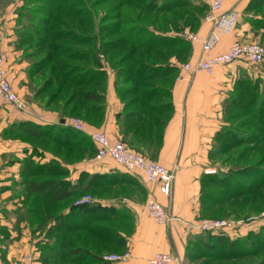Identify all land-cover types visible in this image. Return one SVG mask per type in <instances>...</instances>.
<instances>
[{
    "label": "trees",
    "instance_id": "obj_1",
    "mask_svg": "<svg viewBox=\"0 0 264 264\" xmlns=\"http://www.w3.org/2000/svg\"><path fill=\"white\" fill-rule=\"evenodd\" d=\"M24 1L27 2V5L32 4V6L23 12L25 14L26 11L36 13L31 17L32 20H28L32 26L30 25L26 29H23L22 25L25 18L22 19L19 15L17 23L18 28H21L16 30L17 47L23 48L21 50L25 59L28 57L30 60L42 54L44 56L35 66L33 64L29 66L31 87L33 90L38 87L35 96L42 94L56 80L62 79L61 83L67 85L68 89L75 87L68 103L75 100V96L79 97L84 109L78 110L80 105L76 103L67 114H65L66 111L61 110V118L69 120L68 118L74 117L72 115L81 111L83 120L94 124L102 120L106 107L108 76L106 77V69H103L100 53L107 55L106 52L115 50L117 46L122 47L128 44L125 55L121 58L131 62V65L123 71L127 76L133 78L131 87L122 89L121 84L115 86L123 103L120 119L121 140L131 150L156 160L163 145L165 128L173 110L172 85L180 69V62L187 59L191 49V42L183 35V31L186 29L194 31L198 28L201 20L205 17V11L209 9L208 5L201 0H125L123 4L119 2L116 9L108 7L109 12L104 18L110 19V23L116 27L115 30L123 31L124 35L118 39L119 41L103 42L98 37V27L100 28V26L95 20L90 19L93 14L87 12V6L81 5L77 8L78 4L69 3V0H53L50 2L53 7L49 8L45 6V0H40L43 2L40 3V7L36 0ZM124 4L139 10L136 14L138 18L134 19L139 21L133 23V27L128 29H124L123 25L126 21L125 11L117 10ZM57 9L59 15L56 17L54 11ZM247 11L252 12L250 23L253 30L261 35L260 40L263 39L264 0H252ZM55 22L62 24L63 28L66 27V32L52 27ZM34 23L36 26L33 25ZM90 25L94 27L93 32L90 30ZM107 27L108 25L103 26L106 30ZM64 37L71 44L68 43L65 45L66 47H60L59 44H63V42H58V40ZM97 38L100 41L94 44ZM260 40L248 42L264 45V41ZM241 42L246 43L247 41ZM80 43L89 44V47L79 49L73 46V44ZM71 60H84L85 64H71L69 63ZM29 62L31 63V61ZM40 63L41 65L38 66ZM114 67L117 66L114 65ZM81 70L87 71V74L77 77L75 73ZM117 71V74L121 73V70ZM87 77H89V81L86 80ZM160 79L164 80L167 85L155 83ZM82 82L92 85V87L77 89V86ZM247 84L246 80L239 79L231 98H238L235 91L239 88L246 92ZM61 89L62 85L59 91ZM241 92L239 95L245 93ZM253 92L252 95L256 98L255 90ZM131 94L135 96L133 99L127 101L121 99V97L124 98ZM239 100L245 102L243 97L236 101L239 102ZM228 107L227 103L226 120L229 116ZM258 108L264 111V105L260 104ZM261 123L264 124V119ZM6 133L12 138L24 141L27 139L41 140V142L47 140L54 144L55 148H66L68 151L76 152L79 155L78 159L92 158L98 147L87 132L78 130L68 123L43 125L33 121H22L13 124ZM221 133L217 135L216 142L222 138ZM32 146L33 154L50 151L68 162L74 159L67 154L61 156L53 149H45V146L35 144ZM213 153L216 154L218 151ZM24 169L26 176L21 194L26 195L23 205L25 206L28 201L30 204L26 207V212L22 215L18 213V216L20 220L25 218L26 224L32 231L43 232L47 238L46 243L39 248L42 264H113L104 259V254L122 252L125 247L126 240L121 235L122 231H127L129 228L125 211L96 203L76 205L74 202L79 197L78 195H83L89 189H95L96 192L102 190L101 192H103L104 189L111 187L114 180L123 178L115 179L113 174L109 176L83 172L81 181L70 185L66 181L68 171L58 160L54 159L42 164L32 156L24 159ZM249 173L256 174L257 171L246 170V176H249ZM232 174L230 172L218 175L216 171L204 175L201 189L202 218H211L208 216L212 213L226 214L227 217L241 215L247 211L252 213L247 208L245 195L249 192L258 194L260 189L264 188V177L261 178L259 175L252 177L255 185L247 191H227V193L226 189L229 188V183L233 179ZM207 184L219 185L225 191L221 192V197L215 196L212 190L205 191ZM240 185L234 182L232 190L238 189L241 187ZM27 194L30 195L28 199ZM72 198L74 200L70 201ZM198 233L201 234L195 235L197 234L195 233L188 243L187 258L190 255L189 250L198 243L205 249H213L210 251L212 253L215 246H218L219 257L229 256L228 251L223 253L225 247L237 248L231 243L229 244V239L224 246L223 236L217 235L222 233L229 236V229ZM254 238L257 240L262 236ZM254 238L245 242L257 246L259 241L252 244ZM237 249L240 250V248ZM242 252L240 251L239 254ZM251 252H258V250L256 248ZM254 264H264V258Z\"/></svg>",
    "mask_w": 264,
    "mask_h": 264
},
{
    "label": "crops",
    "instance_id": "obj_2",
    "mask_svg": "<svg viewBox=\"0 0 264 264\" xmlns=\"http://www.w3.org/2000/svg\"><path fill=\"white\" fill-rule=\"evenodd\" d=\"M251 1H225L220 15L233 12L237 14L229 32L217 30L215 35H212L214 23L203 17L198 28L194 30L201 40L191 42L188 60L197 61L202 55L224 52L236 40H260L261 35L253 30L250 23L252 12L247 11ZM206 12L208 10L205 14ZM16 20L12 6L5 17H0V50L7 54L5 68L14 90L26 98L33 95L29 78L30 63L23 57V51L17 47ZM208 39L212 48L205 52L203 43ZM241 66L239 63L226 64L212 75L180 67L177 74L179 76L172 85V114L165 128L163 145L156 158L174 172L170 196L163 195L159 186L148 182L141 171H130L111 158H87L73 164L50 151L33 154L31 144L8 136L6 131L13 124L22 121L43 125L59 124L61 115L46 109L44 104L41 106L35 100H27L28 109L19 111L12 103L0 97V264H25L24 257L31 254L32 258L37 260L36 264H41L38 257V239H35L39 232L32 231L26 221L20 220L16 214L17 210L19 211L17 206L22 203L20 197L26 175L24 159L28 156L42 164L58 160L68 171L66 181L70 185H75L81 180L83 172L109 176L113 174L115 179L123 178L114 180L110 188L93 197V204L124 210L129 223L127 231L121 232L126 240L123 251L112 253L128 251L132 256L126 262H112L113 264H150V259L159 252L172 253L184 260L185 264H191L187 261V247L190 239L198 232L190 230L186 223L203 219L202 178L205 174L217 171L211 154L215 149L217 135L227 124L226 105L236 83L242 79V70L239 69ZM109 74L104 116L97 124L83 120L84 131L89 135L102 131L111 140H117L122 137L120 119L123 103L115 88L114 76L111 71ZM211 170L214 171L209 172ZM109 190H113L114 194H108ZM151 201L164 205L166 211L178 217V220L169 226L156 223L147 211V205ZM44 241H47L46 237Z\"/></svg>",
    "mask_w": 264,
    "mask_h": 264
},
{
    "label": "rangeland",
    "instance_id": "obj_3",
    "mask_svg": "<svg viewBox=\"0 0 264 264\" xmlns=\"http://www.w3.org/2000/svg\"><path fill=\"white\" fill-rule=\"evenodd\" d=\"M51 1H53V0H45V3H46L45 6L49 7V8L53 7V4L50 3ZM124 1L125 0H69V3H77L78 4L77 8L81 7V5L83 7L87 6L86 7L88 9L87 12H89L90 14H93L92 16H90V19L93 21L95 20L96 23H98L100 26V28L98 27V33H99L98 37L100 38V40L101 41L103 40V42H105V41L113 42V41H119L118 39L123 37V35H124L123 31H121V32L116 31L115 30L116 27L114 26V24L110 23V19L107 20L104 17L106 15V13L109 12L108 7H114L115 8L119 2H120V4H123ZM36 2L39 3V7H40V3H43L40 0H36ZM12 4L14 5V7ZM15 5H17V6L15 7ZM54 5H56V4H54ZM74 5H76V4H74ZM10 6H12V8H14V10H15L16 19H17L16 21L19 20V15L22 19L25 18V21L22 23L23 29H26L27 27H29L31 24L29 23L28 20H32L31 17H33L34 13H36V12H34V13L29 12L28 13L26 11V14H25V12H23V11L27 10L28 7L30 8L32 6V4L27 5V2L24 0H19V2H18V0H0V17H3V16L5 17V14L8 11ZM117 10L125 11V20L126 21L123 23L124 29L132 28L133 23L139 21V20H137V21L134 20V19L138 18L136 14L139 12V10H137L131 6L125 5V4L121 8H117ZM22 15H24V16H22ZM57 15H59L58 9L54 11V16L57 17ZM205 16H206V14H205ZM56 17H54V18H56ZM33 25L36 26V23H34ZM61 25L62 24H57V22H55L52 25V27H55L56 30L61 29V31L64 30V32H66V27L63 28L64 26H61ZM102 25L103 26L108 25L107 30H106V28H103ZM1 26L2 25L0 23V27ZM89 27H90V30L93 32L94 27H92L91 25ZM17 28H18V25H17ZM20 28H18V29H20ZM96 30H97V28H96ZM183 33H186V35H187L186 38L190 42L198 41V40H192V38L188 37V35H190V34L198 35L196 33V31L186 29L185 31H183ZM67 36L69 37L68 34H67ZM199 40H201V39H199ZM97 41H98V38H97V40H95L94 44ZM236 41H239V40H236ZM260 41L263 42L264 38L261 39ZM58 42H63V44H59L60 47H66L65 45L68 43L71 44V42L68 39H66L65 37L63 39L58 40ZM246 43H249V42L247 41ZM88 45L89 44H86V43L73 44V46L75 48H79V49L87 48V47H89ZM127 48H128V44L124 45L122 47L117 46L115 50L106 52L108 56L104 53H100V59L102 61L103 69H106V71H107L106 77L108 76V79H109V77H110L109 71H111V74L114 76V79H115V86L117 87V84L118 85L121 84L122 89H126L127 87H131L130 84H131V81L133 80V78H131V76H127L123 72L126 67L131 65L130 61H126V60L124 61L121 58L125 55ZM21 49H23V48H21ZM203 56L204 55H202L201 57H203ZM41 57H44L43 54L40 55L39 57H34L30 60L27 57L26 60L28 62L31 61V63L30 62L29 63L33 64V66H35L36 63H39V59ZM195 62L196 61L188 60V58L183 59V61L180 62V64H181L180 67H181V69H186V68H184L185 64L195 63ZM69 63H71V64L77 63V64H82V65L85 64L84 60H82V61L81 60H71ZM232 63H239L242 65L239 68L242 70L241 71L242 75L241 74L240 75H241L242 79H244V80H246V82H248V84H247L248 89L246 90V92H245V90H243L241 88L237 89V91H235L236 95H238L237 99L231 98V96L229 97V103H228L229 104V107H228V109H229L228 115L229 116H228V120H226L227 124L224 125V128L221 130L222 138L218 142H215V144H214L215 149L212 151V154H214L213 152L216 150L218 151V153L214 154V156H212L211 160L213 161V165H215L214 167L216 168L218 175H224L225 173H230V172L233 173L232 174L233 179L231 180V183H229V188L226 189V192L227 191H229V192L239 191L240 192V191H247V190H249V188L251 186L253 187V185H255V182L252 178L255 175L256 176L259 175V176H261V178L264 177V124L261 123V121H263V119H264V111L263 110L261 111V109L258 108L260 104L264 105V62H254L248 58H241V59H238L234 62H231V64ZM40 65H41V63L38 66H40ZM114 65L117 66L116 67L117 69L114 67ZM117 70H119V71L121 70V73L117 74V72H118ZM186 70H188V69H186ZM190 71H192V70H190ZM199 71H203V70H199ZM81 73H83V74H81ZM86 74H87V71H82V70L77 71V73H75V75L77 77L78 76L79 77L85 76ZM209 75H212V74H209ZM178 76H177V78H178ZM86 80L89 81V77H87ZM61 82H62V79L56 80L53 83V85L48 86L46 88V90L38 96H35L36 95L35 94L36 88H38V87H35V89L33 90V95H31V96L28 95V96H26V98H24L21 95L20 96L23 97L26 101L27 100H29V101L35 100L36 103H39L41 106L44 104L43 107H46V109L57 112L59 114L61 113V110L66 111L65 114L69 113L71 107H73L74 104H76V103L80 105V107H79L80 109H78V110H84L83 106H81V102L79 100V97L75 96L74 97L75 100H72L71 102L68 103V100L71 97L72 92L75 89V87L68 89L67 85H65V84L63 85ZM155 83L167 85L164 82V80H162V79L155 81ZM61 85H62V89H61V91H59ZM91 87H92V85H89V84H86L85 82H82V84L77 86V89L78 88L79 89H85V88L89 89ZM253 90H255L256 98H254L252 95ZM240 92L241 93L245 92L246 94L243 93L242 95H239ZM56 93H58V95H56ZM134 97L135 96H133L131 94V95L124 96V98L121 97V99H125L127 101L129 99H133ZM241 97H243V99L245 100L246 103L241 102V100H239V102L236 101ZM29 101H27V102H29ZM253 102H254V104H253ZM48 103H50V104H48ZM82 105H83V101H82ZM256 112H257V114H256ZM72 116L78 117L79 119H81L83 121L81 111H79V113H75ZM74 117H70L68 119L71 120V118H74ZM61 119H63V118H61ZM25 142H27L28 144L31 143L32 150L34 149L32 144H35V145H39L42 147L45 146V149H48V150L53 149L55 152L57 151L61 156H63V155L66 156V154H67L69 157L74 158V159L69 161V162H73V164H76V163L80 162V160H82V159H78L79 155L76 152L74 153V152L68 151L66 148H60V147L55 148L54 144L47 142V140H44L41 142V140L27 139ZM85 159H87V158H85ZM90 159L95 160V156H93ZM153 160H155V159H153ZM250 169H253L254 171L256 170L257 173L256 174L249 173L248 174L249 176H246V174H245L246 170H250ZM41 178H43V177H41ZM225 181H227V180H225ZM234 182L238 183V185L241 184L240 185L241 187H239L236 190H232V185ZM211 190L213 191V194L215 196H218V197H221V195H222L221 192L225 191L219 185L207 184L205 191L209 192ZM94 192L96 194H98L101 191L96 192L95 189H93V190L89 189L86 192H84L83 195L81 194L82 196L78 195L79 197H77L75 199V202L77 200L81 199V197H83V196H89V197H91V199H93V197H95ZM108 194L113 195L114 191L109 190ZM27 196H28L27 197V199H28L30 197V195L27 194ZM20 198L22 199V203H24L23 199L26 198V195L24 196V194H22V196ZM245 199L247 202V208L252 213H248V211H247L246 213H243L241 215H230L229 217H227L226 214L224 215L221 213H219V214L212 213V215L210 214V216H208V217H211V219H224L225 218V219H229V221H238V220L244 221V223L242 225L236 226V228L235 227L229 228V236L222 234V233L217 234V235L223 236L222 239H223V241L225 240L223 242L224 246H225V244L228 243L227 240L229 239V244L231 243L234 247L240 248V250L237 248L232 249L230 247L229 248L225 247V249L223 250V253L225 251H228L229 256L227 255V257H219L220 252H218V250H217L219 248L218 246H215L214 252L212 253L210 251H212L213 249H205V248L201 247L199 243L194 244L195 246L193 245V247L188 252L190 254L189 257L187 258V261L189 263H191V264H254V263H258L261 259L264 258V248H263L264 247V239H263L264 238V236H263L264 235V188L260 189L258 194L253 193V192L247 193L245 195ZM73 200H74V198L70 199V201H73ZM75 202H74V204H75ZM22 203L20 202V206H17V208H19L20 210L22 209L21 211L19 210V212L17 210V213H16L17 216H18V213H19V215H22L23 213H25L26 212L25 210L27 209L26 207H28L30 204L29 201L26 203L25 206L22 205ZM23 219L25 220V218H23ZM200 234L201 233H197L195 235H200ZM255 236L256 237L262 236V238L256 240L254 238ZM39 237H41V239ZM44 237H45V234L43 232H40L39 234H37V237H35V239H38L37 247H38V251L40 252V255H41V251L39 248L42 245H44V243H46V241H44ZM252 238H254L252 244L255 241H259L257 246H252L251 244H247L245 242L246 240H249ZM260 245H261V247H259ZM256 248H257L258 252H251L252 250L255 251ZM258 248L261 250L259 251ZM249 249H252V250L250 251ZM240 251H243L242 253H244V254H242V253L239 254ZM38 257L40 258V256H38ZM216 257H218V258H216ZM34 260L37 262L35 257H34ZM40 263L42 264L41 260H40Z\"/></svg>",
    "mask_w": 264,
    "mask_h": 264
},
{
    "label": "built area",
    "instance_id": "obj_4",
    "mask_svg": "<svg viewBox=\"0 0 264 264\" xmlns=\"http://www.w3.org/2000/svg\"><path fill=\"white\" fill-rule=\"evenodd\" d=\"M205 2L209 9L205 16L207 21L214 23L215 32H229L233 27V22L237 17L236 13L228 15H220L226 0H201ZM187 37L186 33H183ZM192 40H199L196 34L188 35ZM216 40V38H215ZM212 48L211 41L205 40L203 49L205 52ZM7 54L0 50V97L7 102L12 103L18 110L26 111L29 107L28 102L21 97L13 88L5 68ZM241 58H248L254 62H264V45L256 42L243 43L234 41L230 47L221 53L209 56H203L195 63H187L184 68L192 71L203 70L208 74H213L220 66L229 64ZM70 125H73L78 130H85L84 122L78 117L66 120ZM97 144V152L95 160L111 158L123 165L130 171H141L148 182L159 186L160 192L165 196H170L173 189L174 172L164 164L157 160L146 157L145 155L131 150L121 139L111 140L109 136L102 131L95 132L90 135ZM211 170L209 172H213ZM93 199L89 196H83L77 200L75 204H91ZM148 215L156 223L169 226L173 221L178 220V217L171 215L165 209V206L157 201H151L147 205ZM244 223L243 220L229 221V219H211L203 218L195 222H187L186 225L193 231L197 232H214L220 229H229L240 226ZM1 247V242H0ZM131 253L126 251L123 253H111L104 255V259L110 262H126L130 260ZM25 264H36L31 255L24 257ZM150 264H185L172 253H156L151 259Z\"/></svg>",
    "mask_w": 264,
    "mask_h": 264
},
{
    "label": "water",
    "instance_id": "obj_5",
    "mask_svg": "<svg viewBox=\"0 0 264 264\" xmlns=\"http://www.w3.org/2000/svg\"><path fill=\"white\" fill-rule=\"evenodd\" d=\"M60 122L61 123H65L66 122V119L63 118V119L60 120Z\"/></svg>",
    "mask_w": 264,
    "mask_h": 264
}]
</instances>
